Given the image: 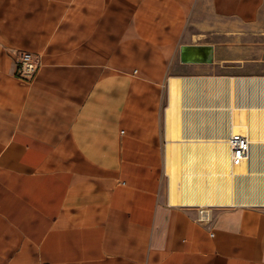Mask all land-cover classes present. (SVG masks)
<instances>
[{
	"label": "crops",
	"instance_id": "1",
	"mask_svg": "<svg viewBox=\"0 0 264 264\" xmlns=\"http://www.w3.org/2000/svg\"><path fill=\"white\" fill-rule=\"evenodd\" d=\"M250 23L264 39V0H0V264H264V205L198 187L174 204L167 169L174 75L183 169L210 187L232 112L216 77L261 76L237 73ZM194 43L211 62L182 60ZM18 51L38 56L34 78Z\"/></svg>",
	"mask_w": 264,
	"mask_h": 264
},
{
	"label": "bare ground",
	"instance_id": "2",
	"mask_svg": "<svg viewBox=\"0 0 264 264\" xmlns=\"http://www.w3.org/2000/svg\"><path fill=\"white\" fill-rule=\"evenodd\" d=\"M243 61L245 63L247 60ZM181 81L182 79L178 76H169L167 169L171 177L172 203H179L184 193L194 195L192 191L198 187V192H195L196 200L199 199L202 202L211 199L213 205H264V159L261 154V150H264V142L259 143L252 139L250 156L238 162L228 159L223 156V153L219 154L215 162L216 168L210 174V187L205 184L204 179L202 182L205 186L202 182L198 183L196 179H192L193 169H183L186 161L183 160L182 146L179 141L182 140ZM215 81L221 95L224 87H227L229 83L231 86L236 83L238 88L248 87L253 94L255 93L256 98L263 97L264 102V75L240 79L217 76ZM231 96L235 97L234 92ZM248 109L246 106H240L232 110L229 114L233 124L232 129L236 133H252L254 137L262 136L264 140V112L253 113L250 118ZM257 126H260L261 130L256 129ZM225 132V129L218 128L216 139H222ZM191 161H189L190 165Z\"/></svg>",
	"mask_w": 264,
	"mask_h": 264
},
{
	"label": "built area",
	"instance_id": "3",
	"mask_svg": "<svg viewBox=\"0 0 264 264\" xmlns=\"http://www.w3.org/2000/svg\"><path fill=\"white\" fill-rule=\"evenodd\" d=\"M41 67V62L38 56H35L27 51H18L16 55V75L22 79L29 80L36 76ZM252 78V77H251ZM228 89V99L220 98V103L222 105L228 104V110L234 109L235 107L246 106L248 109V115L250 118L253 113H262L264 112V103L263 97L256 98L255 93L253 94L248 87L238 88V84L234 83V86H227ZM234 92V96H231V93ZM249 97L247 100L246 98ZM253 100L254 102H250ZM252 106V107H251ZM255 108V109H254ZM224 110V109H223ZM255 110V111H253ZM232 122L225 117L218 119L217 128L225 129V134L222 139L216 141V157L223 153V156L228 159L238 162L240 159L248 158L252 150V139L257 140L256 142L263 143L264 140L262 136L254 137L252 133H236L232 129ZM256 129L261 130L260 126H257ZM248 205V204H247ZM210 208L202 207L200 209V218L202 221H209L211 219Z\"/></svg>",
	"mask_w": 264,
	"mask_h": 264
},
{
	"label": "rangeland",
	"instance_id": "4",
	"mask_svg": "<svg viewBox=\"0 0 264 264\" xmlns=\"http://www.w3.org/2000/svg\"><path fill=\"white\" fill-rule=\"evenodd\" d=\"M264 27V26H263ZM244 29L248 32L245 36V41L242 43V51L245 53V64L243 67L239 69L238 74H242L244 76H252V75H264V39H259L257 37L259 31H262V27H258L255 23L247 24ZM236 51L232 49H227L220 56H239ZM260 55V56H259ZM241 56V55H240ZM235 73V74H237ZM251 78V77H249ZM249 97L246 98V100ZM264 103V102H263Z\"/></svg>",
	"mask_w": 264,
	"mask_h": 264
},
{
	"label": "water",
	"instance_id": "5",
	"mask_svg": "<svg viewBox=\"0 0 264 264\" xmlns=\"http://www.w3.org/2000/svg\"><path fill=\"white\" fill-rule=\"evenodd\" d=\"M209 49L207 54L204 50ZM191 51L195 53L190 54ZM181 57L183 61H199V62H211L212 56V46L202 45V44H184L181 49Z\"/></svg>",
	"mask_w": 264,
	"mask_h": 264
}]
</instances>
